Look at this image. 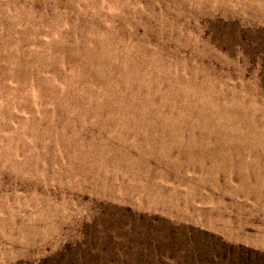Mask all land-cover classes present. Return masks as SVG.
<instances>
[{
	"label": "rangeland",
	"instance_id": "obj_1",
	"mask_svg": "<svg viewBox=\"0 0 264 264\" xmlns=\"http://www.w3.org/2000/svg\"><path fill=\"white\" fill-rule=\"evenodd\" d=\"M0 264H264V0H0Z\"/></svg>",
	"mask_w": 264,
	"mask_h": 264
}]
</instances>
